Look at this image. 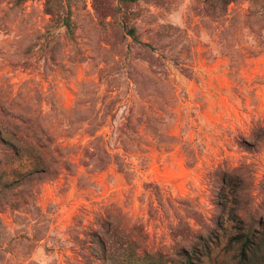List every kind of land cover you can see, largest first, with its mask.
I'll list each match as a JSON object with an SVG mask.
<instances>
[{"label": "rangeland", "instance_id": "374dc122", "mask_svg": "<svg viewBox=\"0 0 264 264\" xmlns=\"http://www.w3.org/2000/svg\"><path fill=\"white\" fill-rule=\"evenodd\" d=\"M46 2L0 0V264H264V0Z\"/></svg>", "mask_w": 264, "mask_h": 264}, {"label": "trees", "instance_id": "16d2710c", "mask_svg": "<svg viewBox=\"0 0 264 264\" xmlns=\"http://www.w3.org/2000/svg\"><path fill=\"white\" fill-rule=\"evenodd\" d=\"M61 1L62 0H58V3H57V8L58 9H60L63 6ZM47 2H48V0H47ZM47 2H46V8H47V11L50 13V5ZM61 22L66 27L68 32L72 31L73 23H72V20H71V15L69 13H65V14L61 15ZM129 30L131 32L130 34H133L132 29H129ZM182 70L183 71H187L188 69L187 68H183Z\"/></svg>", "mask_w": 264, "mask_h": 264}]
</instances>
